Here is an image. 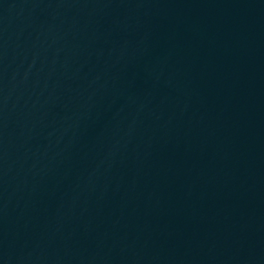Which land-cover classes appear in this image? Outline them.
I'll list each match as a JSON object with an SVG mask.
<instances>
[{
  "label": "water",
  "instance_id": "obj_1",
  "mask_svg": "<svg viewBox=\"0 0 264 264\" xmlns=\"http://www.w3.org/2000/svg\"><path fill=\"white\" fill-rule=\"evenodd\" d=\"M42 0H0V35Z\"/></svg>",
  "mask_w": 264,
  "mask_h": 264
}]
</instances>
